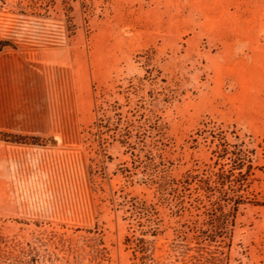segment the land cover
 <instances>
[{
    "label": "rangeland",
    "instance_id": "obj_1",
    "mask_svg": "<svg viewBox=\"0 0 264 264\" xmlns=\"http://www.w3.org/2000/svg\"><path fill=\"white\" fill-rule=\"evenodd\" d=\"M0 10L66 27L81 132L76 149L36 138L21 164L0 167V236L21 257L30 242L38 264H200L197 231L178 238L197 220L195 186L181 192L180 218L166 188L140 187L123 168L146 146L152 171L199 180L216 162L204 131L256 148L250 193L264 204V0H0ZM119 114L123 144L112 138ZM133 198L154 210L124 221ZM7 246L0 263L16 253ZM229 264H264V207L243 212Z\"/></svg>",
    "mask_w": 264,
    "mask_h": 264
},
{
    "label": "crops",
    "instance_id": "obj_2",
    "mask_svg": "<svg viewBox=\"0 0 264 264\" xmlns=\"http://www.w3.org/2000/svg\"><path fill=\"white\" fill-rule=\"evenodd\" d=\"M0 42L10 44L0 53V167L21 164L28 149L40 147L30 143L36 138L57 141L67 151L78 148L66 27L56 19L0 10Z\"/></svg>",
    "mask_w": 264,
    "mask_h": 264
},
{
    "label": "trees",
    "instance_id": "obj_3",
    "mask_svg": "<svg viewBox=\"0 0 264 264\" xmlns=\"http://www.w3.org/2000/svg\"><path fill=\"white\" fill-rule=\"evenodd\" d=\"M10 44L0 42V53ZM118 123L116 125L119 130L115 132L113 140L120 138V143L123 144L122 138H126L127 130L120 128L124 126L127 121H124L123 115L119 114ZM131 131H128L130 134ZM201 133V132H200ZM228 134V133H227ZM226 133L218 134L206 133L200 134L203 139L211 138L213 144L215 142V150L213 156L216 157V162L204 170V177L197 179V177H188V180L177 179L174 172L152 171L154 164L150 159L152 156L148 147L136 148L132 150V156L135 157L130 165L123 168L125 175L132 179L136 175H142L144 182L139 184L140 187L151 189L152 186L157 189L166 188L169 194L175 201H178L175 207L177 217L182 218L185 212L189 209L185 208V204L181 203V192L186 190V186H195V192L198 197L192 199L190 207L193 209L192 218L195 216L197 220L187 221L184 225L187 232H182L183 235H178V238L184 242H189L191 231H197L195 245L200 255V264H229L230 254L232 251L233 241L236 237V232L239 228L240 218L247 208H260L264 204L251 197L250 186L254 180L252 171L257 163L258 151L255 147H250L245 141L232 133L228 137ZM199 136V134H198ZM8 138V136H6ZM25 141L26 139H18ZM198 142V141H197ZM144 153V156L142 154ZM143 158V159H142ZM156 168V167H155ZM209 171H208V170ZM166 173V175H165ZM192 182V183H190ZM138 187V186H137ZM138 201H137V200ZM169 206V205H168ZM171 206V204H170ZM128 209L124 208V221H127V215L132 221L141 219L148 213L149 209L154 210L152 205L146 201H141L138 198H133V203L128 205ZM199 214H196V212ZM195 212V214H194ZM188 217V214H187ZM195 229H194V228ZM190 232V233H189ZM150 234V233H149ZM159 229L151 232V236L155 239L159 237ZM190 243V242H189ZM6 244L8 250L16 252L12 258L2 261L0 264H38V249L33 250L31 243H27L30 248L29 258H23V245L16 240L6 242L0 236V246ZM33 248V249H31ZM3 252L5 250L3 249Z\"/></svg>",
    "mask_w": 264,
    "mask_h": 264
}]
</instances>
